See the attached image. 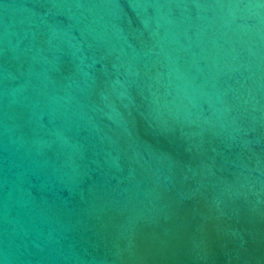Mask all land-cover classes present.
<instances>
[{
  "label": "water",
  "instance_id": "1",
  "mask_svg": "<svg viewBox=\"0 0 264 264\" xmlns=\"http://www.w3.org/2000/svg\"><path fill=\"white\" fill-rule=\"evenodd\" d=\"M0 264H264V0H0Z\"/></svg>",
  "mask_w": 264,
  "mask_h": 264
}]
</instances>
